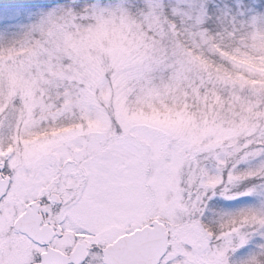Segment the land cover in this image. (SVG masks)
Segmentation results:
<instances>
[{
  "label": "snow or ice",
  "instance_id": "1",
  "mask_svg": "<svg viewBox=\"0 0 264 264\" xmlns=\"http://www.w3.org/2000/svg\"><path fill=\"white\" fill-rule=\"evenodd\" d=\"M0 264H264V0H0Z\"/></svg>",
  "mask_w": 264,
  "mask_h": 264
}]
</instances>
